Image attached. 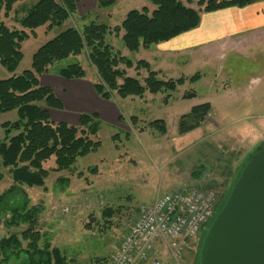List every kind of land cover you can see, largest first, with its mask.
Returning <instances> with one entry per match:
<instances>
[{
	"label": "rangeland",
	"instance_id": "rangeland-1",
	"mask_svg": "<svg viewBox=\"0 0 264 264\" xmlns=\"http://www.w3.org/2000/svg\"><path fill=\"white\" fill-rule=\"evenodd\" d=\"M38 1L17 3V13H12L9 19L2 18V21L10 29L20 30L16 18L21 19ZM179 1L200 10L199 0ZM90 5L86 0L81 4L79 1L77 13L62 27L53 30L38 28L35 35L22 43L23 58L14 72L0 65V79L20 76L31 70L33 55L68 28L82 31L85 25L95 22L106 24L113 30L122 24L131 10L147 7L153 12L156 9L146 0H117L112 9ZM257 35L258 38L239 39L233 47L212 49L209 54L201 51L184 58L172 53L166 64L165 60L158 64L152 59L156 46L151 50L130 52L124 46L121 34L112 31L107 36L106 42L115 48L117 54L130 59L135 66L139 61L152 60L151 70L156 72L157 66L162 70L158 72L160 80L184 78L185 82L175 91L146 93L143 97L121 98L116 93L111 100L100 97L103 114L98 116L96 135L91 137L94 142H100L97 150L79 157L64 171L54 170L55 157L44 163L49 172L45 179L48 191L44 192V187L26 189L31 206L43 209L39 230L44 232L52 247L59 248L73 264H112L115 248L135 221L139 207L152 205L165 193L193 187L219 190L221 198L216 212L219 211L242 165L264 140V32ZM154 56L158 54L155 52ZM78 62L89 79H98L85 53L55 63L41 81L53 82L55 92H59L61 83L69 82L59 76V70ZM135 66L127 69L122 65L120 68H126L128 76L143 83L148 73L144 69L136 71ZM193 77L195 79L191 80ZM191 93L195 95L184 98ZM205 103L211 105L205 121L192 131L181 134V117L189 114L193 107ZM41 105L46 106L45 103ZM50 111L53 121L66 118L70 124H78L82 114L93 115L84 112L75 118L66 116L68 112L65 110ZM18 120L17 111L0 115V141L6 138L3 125ZM156 121H164L167 134L152 127ZM16 134L12 131L10 136ZM60 178L64 180L58 183ZM12 184L10 169L4 168L0 161V194ZM66 208L69 209L67 213L63 212ZM25 229L24 225L9 228L0 222V241L13 234L21 238ZM191 243L194 246L185 252L182 264L198 262L201 241ZM23 245L25 247L27 242ZM10 264L18 262L14 259Z\"/></svg>",
	"mask_w": 264,
	"mask_h": 264
},
{
	"label": "trees",
	"instance_id": "trees-1",
	"mask_svg": "<svg viewBox=\"0 0 264 264\" xmlns=\"http://www.w3.org/2000/svg\"><path fill=\"white\" fill-rule=\"evenodd\" d=\"M24 0H0V65L14 72L23 58L22 43L36 34L40 27L53 30L62 27L77 13L78 0H39L28 9L21 19L15 18L21 29H10L2 20L9 19L17 3ZM156 9L147 7L131 10L121 25L113 30L106 24L91 22L82 31L68 28L42 46L32 59V69L23 75L6 80L0 79V115L17 111L19 120L4 124L6 138L0 141V161L9 168L13 184L0 194V222L6 227L26 226L21 238L13 234L0 241V264H73L59 248L52 247L50 240L40 232L42 207H32L28 188L45 187L48 171L44 163L55 157V171L69 169L76 160L97 150L100 142L91 137L99 127L97 115L82 114L78 125L56 123L50 110H63V104L55 93L41 85V78L49 74L55 63L86 53L98 79L95 91L104 100H111L113 94L121 98L143 97L146 93L159 94L175 91L183 85L184 78L164 81L159 73L152 71L147 61L136 66L130 59L117 54L115 48L106 42L112 31L123 34L122 41L130 52L148 49L152 45L168 42L184 33L196 29L200 24L201 12H214L231 7H246L264 0H199L200 10L187 7L179 0H146ZM117 0H98L100 9L114 8ZM17 11L15 12V14ZM127 69L135 66L136 71L146 70L143 83L128 76ZM65 80H80L87 76L78 62L58 72ZM193 77L191 80H194ZM191 93L184 98L193 97ZM45 103V107L41 104ZM211 112L210 103L192 108L179 121L180 133H188L200 126ZM91 122L94 124H91ZM152 127L167 134L164 121L152 123ZM12 131L17 134L10 136ZM64 179L60 178L58 183ZM110 214V211H107ZM23 242H27L24 247ZM44 244L41 246L40 244Z\"/></svg>",
	"mask_w": 264,
	"mask_h": 264
},
{
	"label": "built area",
	"instance_id": "built-area-1",
	"mask_svg": "<svg viewBox=\"0 0 264 264\" xmlns=\"http://www.w3.org/2000/svg\"><path fill=\"white\" fill-rule=\"evenodd\" d=\"M220 198L219 190L193 187L165 193L152 205L139 207L115 248L112 264H182L185 252L194 246L191 241H201Z\"/></svg>",
	"mask_w": 264,
	"mask_h": 264
},
{
	"label": "crops",
	"instance_id": "crops-1",
	"mask_svg": "<svg viewBox=\"0 0 264 264\" xmlns=\"http://www.w3.org/2000/svg\"><path fill=\"white\" fill-rule=\"evenodd\" d=\"M79 1L81 4L82 0H78V2ZM86 1L91 4L90 6L98 3V0ZM200 14V24L196 29L184 33L168 42L152 45L148 48L147 50H151L153 46H156L157 48L155 52L158 56H154L155 52H153L152 59L158 62V64L165 60L164 63L166 64L170 61L172 53L184 58L187 55L195 56L201 51L209 54V52H212V49L221 50L227 46L233 47V44L239 39L258 38L259 36L257 34L264 32V1L256 2L243 8L231 7L214 12H201ZM123 34L124 33H121V38L123 37ZM141 50H143V48L139 51ZM148 63L151 66L152 60ZM160 71H162L160 66H157L156 72ZM68 81L69 82L61 83L59 92H55L53 82L50 81L48 83L47 81H41V83L43 86L49 87L54 91L56 97L63 104V110L61 111L65 110L68 112L66 116L72 115L75 118H79V115L84 112L101 116L103 114V107H101V104L99 106L101 99L95 91V77L89 79L86 76L84 79ZM56 123L70 124L66 121V118ZM78 124L75 123L70 125ZM199 181H203V179H200ZM199 181L198 183H200ZM212 183L214 186L217 185V183ZM46 191H48V187L45 186L44 192ZM39 194H41V192ZM58 201L61 200L59 199ZM128 228L124 235L127 233Z\"/></svg>",
	"mask_w": 264,
	"mask_h": 264
},
{
	"label": "water",
	"instance_id": "water-1",
	"mask_svg": "<svg viewBox=\"0 0 264 264\" xmlns=\"http://www.w3.org/2000/svg\"><path fill=\"white\" fill-rule=\"evenodd\" d=\"M197 264H264V140L206 229Z\"/></svg>",
	"mask_w": 264,
	"mask_h": 264
}]
</instances>
